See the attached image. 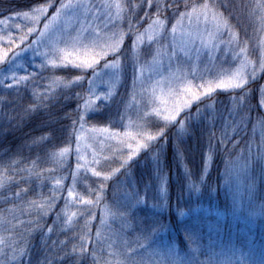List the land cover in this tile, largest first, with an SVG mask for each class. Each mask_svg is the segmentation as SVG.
Returning a JSON list of instances; mask_svg holds the SVG:
<instances>
[{
  "label": "rangeland",
  "instance_id": "obj_1",
  "mask_svg": "<svg viewBox=\"0 0 264 264\" xmlns=\"http://www.w3.org/2000/svg\"><path fill=\"white\" fill-rule=\"evenodd\" d=\"M81 2L84 7L70 9L67 15H62L53 23L48 37L41 38L38 33H33L35 36L28 42L32 37L29 35L25 43L30 44L31 48L16 58L14 64L0 62V83L11 82L4 90L17 89L22 84L29 83L31 79L26 74L28 71L24 72L23 68H39L41 65L67 69V72H72L73 85L79 89L85 88L83 120L73 129L74 139L59 153L63 158L56 160L49 169L53 173L61 171L54 174L56 180L53 186L54 205L59 206V212L45 229L46 239L41 240L54 247L58 238L62 237L59 245H63L64 249H59L62 252L59 261L63 264L73 262L81 264L83 260L86 261L84 264H92L93 258L89 247L93 242V236L95 241L105 239L104 229L96 226L98 219L102 225L100 216H97V209L101 212L103 210L110 212L113 205L126 204L121 202L133 200L117 189L118 184L124 180V173L147 150L141 149L129 159L127 145L134 144L133 137L139 139L138 133L153 131L150 122L162 123L165 108L171 111L190 97L191 94L185 92L186 88L191 87L192 91L200 95V99L193 100L190 108H184L179 113L178 120L184 114L189 115L197 106L200 110L212 108V102L206 103V99L215 93L241 90L264 76V0H199V2L188 0L186 4L175 0H152L151 4L160 5V8H155L152 13L150 4L145 13L152 17L149 21L138 11L141 6L149 4L148 0H81ZM175 8H180L181 11H174ZM168 9H171L169 11L172 12L171 16L168 15ZM48 10L47 8L40 14L41 29L47 20ZM33 15L35 13L29 17ZM26 19L22 15H15L5 20L0 26L2 28L0 37L6 36L7 34L1 33L12 28L19 36ZM73 28L85 29L88 39L84 44L88 46L90 53L107 51L106 56L99 58L95 73L91 69L81 71L73 67L71 62L66 66L52 63L56 61L57 53L49 41L54 40L58 32L67 33ZM128 38L132 42L129 46L126 45L129 43L126 42ZM37 41H40L38 46ZM113 45L119 48L118 52L110 50ZM23 46L25 47L20 45L21 48H24ZM58 46L63 47V44ZM33 48L36 49L35 52L32 51ZM78 48L81 59H84L83 47ZM0 54H6L11 59V51L3 44H0ZM114 59L117 61L115 66L104 67L105 60L111 63ZM13 74L17 78L26 79L14 82L11 79ZM238 76L245 78L241 88L215 89L211 94L202 95L204 89L200 87L201 84L209 81L218 82L221 79H235ZM247 97L248 92L246 99ZM115 99L122 101L116 115L111 116L113 123L103 124L106 123L103 115L110 110L109 103ZM259 99V105L264 110V82L261 84ZM201 103L204 104L201 106ZM237 103L239 105L231 104V110L228 108L233 114L232 121L235 128L243 129L249 126L250 135L244 140L245 143L239 144L237 150L239 154L231 159L232 176L229 180L230 185L226 188L232 196L233 212L240 214L244 211V224L257 229L259 223L261 231H264L263 203L259 202V206H252L253 208L250 205L255 193L257 194L260 188L264 189V167L260 178L253 173L254 162H258L261 157L264 159L262 134L264 118L259 117L252 122V113L246 100L241 99ZM213 108L219 109L216 104ZM243 109H247V115L246 111L240 112ZM185 127L184 121V127L179 128ZM128 133H131V136ZM154 143L156 142H152V145ZM258 143L263 144V151H258L259 155L255 152ZM213 159V155L208 156V168ZM94 172H100L101 175L97 177ZM192 184L190 183V186ZM146 188L153 191L155 188L151 185L143 188V196L147 198ZM165 189H168L166 180L162 194ZM62 190H67L68 194L71 191L69 198L63 199V202ZM110 190L111 195L108 194ZM106 195L105 203L103 196ZM132 204L134 208L135 205L136 208L140 206L136 198ZM184 216L181 215V219ZM21 221L23 218H19L17 222ZM151 234L149 228H142L137 232V235H144L147 241L156 242L159 234L153 238ZM162 238L165 239V236ZM17 241L18 239H12V244L10 241L9 243L17 247ZM106 241L94 243L104 246ZM81 243H84L85 252L78 262L73 260L74 252H70V249L79 250ZM184 244V241L169 243L165 252H159L157 249L154 253L151 251L149 260H146L150 264H165L170 250H174L178 258L187 259L192 243L187 241L186 249L189 251H178V245ZM147 245L144 242L140 244L143 249H146ZM254 247L255 245L250 252H239L233 256L222 251L217 258L218 264H259L260 260L254 255ZM252 251L254 253H251ZM17 252L12 258L20 254L21 257L25 255L22 251ZM116 255L119 256L118 253ZM19 259L20 257L16 260ZM105 260L108 261V258ZM113 264L117 262L114 261Z\"/></svg>",
  "mask_w": 264,
  "mask_h": 264
},
{
  "label": "trees",
  "instance_id": "obj_2",
  "mask_svg": "<svg viewBox=\"0 0 264 264\" xmlns=\"http://www.w3.org/2000/svg\"><path fill=\"white\" fill-rule=\"evenodd\" d=\"M175 1L186 4L188 0ZM49 2L51 7H48L47 19L55 13L62 0H0V21L4 22L24 11L31 16L34 14L32 9ZM151 5L153 13L157 5ZM151 5H143L138 10L148 21L152 17L145 13ZM170 10H167L169 16L172 13ZM173 10L181 11L180 8ZM33 25V20L28 17L23 23V30ZM9 33L13 37L19 34L13 28L1 34ZM33 36L35 34L28 42L32 41ZM126 42H129L127 46L132 43L131 39ZM23 71H28L29 83L8 90H4V87L11 82L0 83V264H63L59 261L62 254L59 249H64L63 245H59L62 237L58 238L54 247L42 242L46 239L45 229L59 212V206L54 205L52 212L44 215L41 205L46 207L48 200L54 196V174L57 171L53 173L49 169L56 160L63 158L59 153L74 139L73 129L82 122L80 117L83 116L85 88L79 89L73 85L72 72L64 68L41 65L39 68H23ZM263 82L264 76L241 90L215 93L206 99V103L212 102L213 106L209 104L212 108L200 110L197 106L189 115L181 116L180 119L186 122L184 129L179 128L178 124L168 127L167 142L163 144L162 151L161 143L156 142L132 163L117 189L133 200L113 205L110 212L97 209L102 225L98 219L96 226L104 229L105 239L95 241L93 236L89 247L92 258L95 254L98 260L108 258L110 264L114 261L117 264H150L148 257L151 251L154 253L157 249L165 252L169 243L184 241V245H178V251L191 249V252H186L189 257L192 249L198 248L197 264H218L217 258L222 251L233 256L239 252H250L254 245L255 253H251L260 260L259 264H264V231H261L259 223L257 229L247 227L244 224V211L240 214L233 212L232 196L226 188L232 176L231 159L239 154V144L245 143L244 140L250 135L249 126L235 128L229 109L231 104L239 105L237 102L241 99L246 100L252 122L259 117L264 118V110L259 105ZM121 101L115 99L109 103L111 107L103 115L106 122L103 124L113 123L111 116L116 115ZM215 104L219 109L213 108ZM262 134L264 136V130ZM258 151H263V144H259L255 150L259 155ZM209 155H213L214 159L208 168ZM158 163L163 169L168 188L164 194V183L161 186L158 179ZM263 165L262 157L254 162L253 173L258 178L263 172ZM190 183H193L192 186ZM146 185L155 188L154 191L146 188L147 198L143 196ZM61 192L63 202V199L69 198V194L67 190ZM263 192L264 189L260 188L255 193L250 201L251 207L259 206V202L264 205ZM111 193L112 190L108 191L109 195ZM137 196L140 206L136 208L135 205L134 208L132 202ZM105 198L107 195L103 196L106 203ZM181 215H185L184 218L181 219ZM19 218H23V221L17 222ZM142 228L152 231L151 238L159 234L157 241L149 242L144 235H137ZM12 239H18L17 247L14 243V246L10 245ZM105 241L104 246L94 243ZM187 241L192 243L189 249H186ZM143 242L148 244L146 249L140 246ZM16 250L25 254L18 256L19 261L16 260L18 257L12 258L18 253ZM82 254L74 253L73 260L79 262Z\"/></svg>",
  "mask_w": 264,
  "mask_h": 264
},
{
  "label": "snow or ice",
  "instance_id": "obj_3",
  "mask_svg": "<svg viewBox=\"0 0 264 264\" xmlns=\"http://www.w3.org/2000/svg\"><path fill=\"white\" fill-rule=\"evenodd\" d=\"M148 3L151 4L152 0H148ZM48 7H51V2L48 4L38 5L36 8L32 9V11L35 13L31 18L35 22L33 26H29L26 31L22 30L21 34L17 37H13L10 33L7 34L4 37H0V44H3L5 48L8 51H11V59L7 57L6 54H0V62L14 64L16 62V58L21 56L24 51H26L28 48H31L30 44H26L27 37L29 35H32L33 33H38L41 38L48 37L49 32L51 31V26L54 22H56L62 15H67L68 11L70 9H74L77 7H84L81 0H67V2H62L59 4V6L56 8L55 13L51 16L50 19H47L46 22L43 24V28H39V19L40 14L46 11ZM157 8L159 6L157 5ZM18 16H23L25 18L29 17V12L24 11L22 13H18ZM0 23H3V21H0ZM19 28V26H17ZM75 33V35L73 34ZM88 37L85 35V29H75L73 28L71 31H68L67 33H61L58 32L56 34V38L54 40L49 41V43L52 45L53 50L57 53L56 61H53L52 63L55 65L56 63H60L63 65H67L69 62L72 63V66L75 68L81 69V71L91 69L93 73L96 72V67L98 66V61L101 56H106L107 51H101V52H89L88 46L84 44V41L87 40ZM37 46L39 45L40 41H37ZM63 44V47H59L58 45ZM20 45H25L24 48H21ZM78 46H82L85 58L81 59V53L79 51ZM71 48V51H68V49ZM113 52H118L119 48H117L115 45L111 46L110 48ZM32 51H36V49H32ZM43 54V53H42ZM116 60L114 59L111 63L108 60L104 61V67L109 68L113 67L116 64ZM83 77H77V79H82ZM11 79L16 82L17 80L23 81L26 79V77H19L15 74L12 75ZM245 83V78L243 76H238L235 79H228V80H219L216 81H209L206 84H201L200 87L204 89V92L202 95H208L211 94L215 89H238L241 88L242 85ZM186 93H190V97L184 99L178 106L174 107L171 111H169L167 108L164 109V115H163V122L157 123V122H150V127H152L154 130L151 132H141L138 133L139 139H136L133 137V140L135 141L133 143H129L127 145L128 148V158L130 159L132 156H135L141 149H148L152 147V142H160L161 143V151L163 149V144L166 143V133L169 126L173 125H179L180 127H184V119H177L179 116V113L184 108H190L191 102L193 100H199L200 95H198L196 92L192 91V88H186ZM159 114V113H158ZM81 120H83V116L80 117ZM129 136H131V133H128ZM177 151L179 152V145L176 146ZM158 160V157H157ZM157 171L159 173L158 179L161 182V186H163V183L165 181V177L163 174V169L159 166V163L157 164ZM95 176L99 177L101 175L100 172H94ZM107 178V177H105ZM69 195H71V191H69ZM54 201L55 197H51L48 200L47 206L41 205V208L43 209V214L47 215L49 212L52 211L54 208ZM137 202H139V196H137ZM90 203V201H89ZM90 214V213H89ZM150 227L155 228L156 225H151ZM162 227V225H161ZM74 253L82 254L85 252V246L84 243H81L79 250L73 249ZM199 253L198 248L192 249V254L187 258H178L174 250H170L168 253V258L165 261V264H197V255ZM92 264H110L107 260H99L93 254V261ZM200 264H204V262H200Z\"/></svg>",
  "mask_w": 264,
  "mask_h": 264
}]
</instances>
